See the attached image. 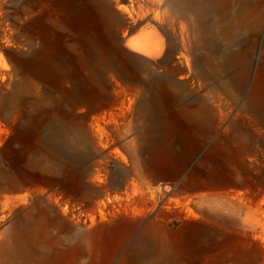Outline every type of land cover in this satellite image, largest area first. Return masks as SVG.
I'll list each match as a JSON object with an SVG mask.
<instances>
[{"label": "rangeland", "instance_id": "374dc122", "mask_svg": "<svg viewBox=\"0 0 264 264\" xmlns=\"http://www.w3.org/2000/svg\"><path fill=\"white\" fill-rule=\"evenodd\" d=\"M207 4L187 63L171 0H0V264H77L91 227L132 211L172 230L152 264H264V0ZM221 14L236 58L212 80L198 19Z\"/></svg>", "mask_w": 264, "mask_h": 264}, {"label": "bare ground", "instance_id": "6f19581e", "mask_svg": "<svg viewBox=\"0 0 264 264\" xmlns=\"http://www.w3.org/2000/svg\"><path fill=\"white\" fill-rule=\"evenodd\" d=\"M172 8L175 13L174 22L170 23L173 32V43L175 46L172 50L169 51V55L172 56L174 52H179V56L184 58L187 63H190L189 53L193 48H195V18L193 22L189 19L191 18L190 14H201L207 9V0H171ZM210 6V5H209ZM208 6V8H209ZM173 21V20H172ZM199 22L202 23L204 28L212 29L213 32H217V35H213L208 40L205 39L207 49L209 53H206L205 61L203 63L198 64L199 72L204 74L207 78L212 80L217 79L221 74L224 73L226 69L229 68L230 63L235 64L236 55L232 52L226 55V59L224 58V53H222V14L218 19H215V26H210L211 24L203 23L202 19H198ZM135 38V37H134ZM133 36L127 39L128 45L131 48L138 52H142L145 54L152 55V52L148 50V41L144 39L143 41H139L134 39ZM154 55V54H153ZM217 58L219 60H217ZM197 59H200L198 56ZM247 73V72H246ZM246 73L235 75L232 79V83L236 87L237 90L242 91L246 84ZM222 87L224 85L221 84ZM82 98L88 101H95V96L91 94L87 90V88L82 84L81 86ZM248 106H259L264 110V67H262L254 81V87L252 89L251 96L248 100ZM170 187V186H169ZM19 235H14V243L18 242ZM25 241H19L18 243L24 244L27 247L34 246L35 241L29 235H25ZM9 242L5 244L7 247ZM6 256H13V260L11 263L4 264H19L17 262V252L12 248H7ZM7 260V259H6Z\"/></svg>", "mask_w": 264, "mask_h": 264}, {"label": "crops", "instance_id": "0c3cea01", "mask_svg": "<svg viewBox=\"0 0 264 264\" xmlns=\"http://www.w3.org/2000/svg\"><path fill=\"white\" fill-rule=\"evenodd\" d=\"M167 167L166 164L165 169ZM175 169L166 171L169 174ZM162 170L153 173L159 174ZM148 213L124 212L91 227L92 237L80 243L81 255L78 256L77 264H91V256L94 254L104 256V264L154 263L156 254L161 253L163 230L170 233L172 230L158 216L150 215L148 218Z\"/></svg>", "mask_w": 264, "mask_h": 264}]
</instances>
